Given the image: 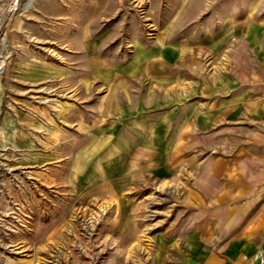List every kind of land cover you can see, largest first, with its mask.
<instances>
[{
    "label": "rangeland",
    "instance_id": "obj_1",
    "mask_svg": "<svg viewBox=\"0 0 264 264\" xmlns=\"http://www.w3.org/2000/svg\"><path fill=\"white\" fill-rule=\"evenodd\" d=\"M29 1L0 0V264H204L216 151L171 157V112L222 78L223 39L264 36V0Z\"/></svg>",
    "mask_w": 264,
    "mask_h": 264
},
{
    "label": "crops",
    "instance_id": "obj_2",
    "mask_svg": "<svg viewBox=\"0 0 264 264\" xmlns=\"http://www.w3.org/2000/svg\"><path fill=\"white\" fill-rule=\"evenodd\" d=\"M222 45L227 46L217 55L225 64L222 78L202 86L200 99L185 102L180 116L176 117L179 110L171 112V157L182 151L184 156L190 154L193 141H199L201 151H216L198 168L201 192L194 203L199 213L194 231L186 237L188 252L205 255L204 264H226L227 258L233 264H260L264 259V36L230 37ZM225 50L230 53L224 54ZM127 148L126 144L122 149ZM168 171L162 168L156 175Z\"/></svg>",
    "mask_w": 264,
    "mask_h": 264
},
{
    "label": "bare ground",
    "instance_id": "obj_3",
    "mask_svg": "<svg viewBox=\"0 0 264 264\" xmlns=\"http://www.w3.org/2000/svg\"><path fill=\"white\" fill-rule=\"evenodd\" d=\"M31 1L32 0H30L24 6V10H26L30 7ZM12 13H13V9L10 7L9 9L6 10V12L3 14L2 18L0 19V44L2 45V48L0 49V70L3 68L2 67L4 64L3 62L9 54V49H8L7 44H6V39H5L4 35L2 36V32L5 29V27L7 26V24H9V21L12 18Z\"/></svg>",
    "mask_w": 264,
    "mask_h": 264
}]
</instances>
